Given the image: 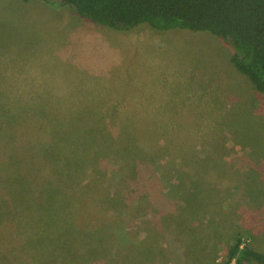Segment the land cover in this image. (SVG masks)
I'll use <instances>...</instances> for the list:
<instances>
[{
  "label": "rangeland",
  "instance_id": "rangeland-1",
  "mask_svg": "<svg viewBox=\"0 0 264 264\" xmlns=\"http://www.w3.org/2000/svg\"><path fill=\"white\" fill-rule=\"evenodd\" d=\"M208 32L0 0V264L264 255V95Z\"/></svg>",
  "mask_w": 264,
  "mask_h": 264
},
{
  "label": "trees",
  "instance_id": "trees-1",
  "mask_svg": "<svg viewBox=\"0 0 264 264\" xmlns=\"http://www.w3.org/2000/svg\"><path fill=\"white\" fill-rule=\"evenodd\" d=\"M98 25L120 31L147 25L153 30L188 29L208 32L231 47L230 60L264 95V0H58ZM264 255L236 238L228 262Z\"/></svg>",
  "mask_w": 264,
  "mask_h": 264
}]
</instances>
